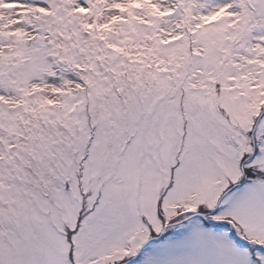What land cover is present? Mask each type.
I'll list each match as a JSON object with an SVG mask.
<instances>
[{
    "label": "snow or ice",
    "instance_id": "obj_1",
    "mask_svg": "<svg viewBox=\"0 0 264 264\" xmlns=\"http://www.w3.org/2000/svg\"><path fill=\"white\" fill-rule=\"evenodd\" d=\"M0 264H264V0H0Z\"/></svg>",
    "mask_w": 264,
    "mask_h": 264
}]
</instances>
